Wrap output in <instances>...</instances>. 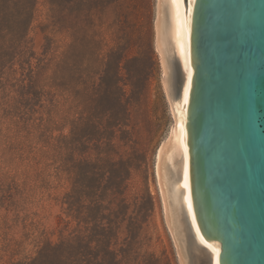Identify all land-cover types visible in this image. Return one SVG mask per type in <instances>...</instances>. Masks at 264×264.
Wrapping results in <instances>:
<instances>
[{
  "label": "rangeland",
  "instance_id": "1",
  "mask_svg": "<svg viewBox=\"0 0 264 264\" xmlns=\"http://www.w3.org/2000/svg\"><path fill=\"white\" fill-rule=\"evenodd\" d=\"M158 2L60 0L54 29L46 27L47 0H39L27 39L40 56L50 38L47 57L55 56L58 73L56 86L46 78L52 70L41 82L46 107L4 111L0 106V264H19L46 238L57 239L62 200L81 160L93 163L96 185H104L108 159L129 157L128 195L150 193L154 200L141 252L155 253L163 264H181L156 170L158 148L174 125L156 46ZM52 137L58 138L56 155L47 144ZM123 172L122 166L115 169L118 176Z\"/></svg>",
  "mask_w": 264,
  "mask_h": 264
},
{
  "label": "water",
  "instance_id": "2",
  "mask_svg": "<svg viewBox=\"0 0 264 264\" xmlns=\"http://www.w3.org/2000/svg\"><path fill=\"white\" fill-rule=\"evenodd\" d=\"M158 156L181 264H264V0H159Z\"/></svg>",
  "mask_w": 264,
  "mask_h": 264
},
{
  "label": "trees",
  "instance_id": "3",
  "mask_svg": "<svg viewBox=\"0 0 264 264\" xmlns=\"http://www.w3.org/2000/svg\"><path fill=\"white\" fill-rule=\"evenodd\" d=\"M47 3L50 15L46 27L56 29L60 0ZM38 4L39 0H0V106L4 111L46 107L43 101L48 93L41 82L49 70V85L56 86L58 65L55 56L47 57L52 52L50 38L40 56H36L27 39ZM52 138L53 142L48 140L47 144L51 143L56 155L58 138ZM131 162L132 157L118 161L109 158L110 176L104 185H96L99 179L90 167L93 163L81 160L80 173L62 200L63 215L54 230L57 239L46 238L35 255L19 264H163L155 253L141 252L147 239L143 235L145 223L154 209V200L150 193L128 195ZM120 166L124 172L118 176L115 169ZM123 225L126 233L118 247Z\"/></svg>",
  "mask_w": 264,
  "mask_h": 264
},
{
  "label": "bare ground",
  "instance_id": "4",
  "mask_svg": "<svg viewBox=\"0 0 264 264\" xmlns=\"http://www.w3.org/2000/svg\"><path fill=\"white\" fill-rule=\"evenodd\" d=\"M159 3V2H158ZM157 18H158V13H157ZM157 20V19H156ZM156 24V23H155ZM160 55H161V53H160ZM161 61H162V59H161ZM162 66H163V63H162ZM163 73H164V67H163ZM171 107V106H170ZM171 111H172V109H171ZM172 114H173V112H172ZM173 117H174V125H173V127H172V129H171V131H170V134H169V136L167 137V139L160 145V147L158 148V151H157V154H156V170H157V177H158V156H159V151H160V149H161V147H162V145L164 144V143H166L170 138H171V136H172V132H173V129L175 128V126H176V119H175V116H174V114H173ZM158 182H159V177H158ZM159 185H160V182H159ZM160 189H161V185H160ZM161 194H162V190H161ZM162 200H163V195H162ZM163 205H164V201H163ZM164 210H165V205H164Z\"/></svg>",
  "mask_w": 264,
  "mask_h": 264
}]
</instances>
